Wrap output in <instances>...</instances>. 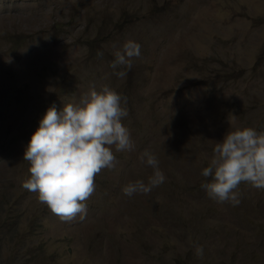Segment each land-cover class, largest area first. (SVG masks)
<instances>
[{
  "label": "rangeland",
  "instance_id": "obj_1",
  "mask_svg": "<svg viewBox=\"0 0 264 264\" xmlns=\"http://www.w3.org/2000/svg\"><path fill=\"white\" fill-rule=\"evenodd\" d=\"M128 40L141 56L119 78L109 64ZM105 85L126 98L133 147L112 148L84 218L62 221L21 187L23 153L49 106ZM243 127L264 131V0H0V219L10 225L0 254L10 264H264V189L241 182L233 206L201 187L215 144ZM145 151L166 180L128 197L123 186L152 175Z\"/></svg>",
  "mask_w": 264,
  "mask_h": 264
},
{
  "label": "clouds",
  "instance_id": "obj_2",
  "mask_svg": "<svg viewBox=\"0 0 264 264\" xmlns=\"http://www.w3.org/2000/svg\"><path fill=\"white\" fill-rule=\"evenodd\" d=\"M98 56L103 53L98 51ZM109 66L119 78L127 75L132 58L141 56L140 44L128 40L113 53ZM123 66V68H121ZM120 68L121 70L117 69ZM126 98L107 85L92 87L76 104L67 103L57 110L49 106L38 122L25 147L23 159L29 163V177L21 187L37 194L39 202L62 221L83 219L87 213L85 201L94 192V176L101 169H111L116 152L131 150L133 141L122 118L128 115ZM214 156L201 175L211 177L201 187L217 203H240L236 191L241 182L264 189V131L252 127L227 131L213 148ZM142 162L153 169L147 183L129 182L122 187L124 195L149 193L166 180L154 154L143 153ZM195 254L203 256L202 245Z\"/></svg>",
  "mask_w": 264,
  "mask_h": 264
},
{
  "label": "trees",
  "instance_id": "obj_3",
  "mask_svg": "<svg viewBox=\"0 0 264 264\" xmlns=\"http://www.w3.org/2000/svg\"><path fill=\"white\" fill-rule=\"evenodd\" d=\"M10 225L7 223V224H4L2 223V220L0 219V232L3 231L2 229H4L6 231V229L9 227ZM9 235V233L7 234ZM12 238V237H10ZM5 245H6V242H5ZM0 263L2 264H10V262L4 257L3 253L0 254Z\"/></svg>",
  "mask_w": 264,
  "mask_h": 264
}]
</instances>
